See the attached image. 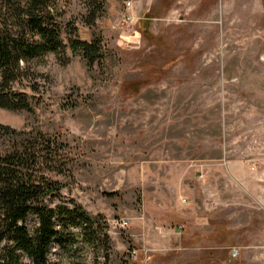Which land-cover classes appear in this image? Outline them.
Segmentation results:
<instances>
[{"label": "rangeland", "instance_id": "1", "mask_svg": "<svg viewBox=\"0 0 264 264\" xmlns=\"http://www.w3.org/2000/svg\"><path fill=\"white\" fill-rule=\"evenodd\" d=\"M89 1L55 4L63 41L95 32L101 61L47 53L39 90L16 85L35 112L0 107V123L58 138L51 204L73 199L109 235L55 240L47 264H264V0H106L93 26Z\"/></svg>", "mask_w": 264, "mask_h": 264}, {"label": "trees", "instance_id": "2", "mask_svg": "<svg viewBox=\"0 0 264 264\" xmlns=\"http://www.w3.org/2000/svg\"><path fill=\"white\" fill-rule=\"evenodd\" d=\"M55 2L0 0V107L35 112V96L16 85L39 90L37 78L42 73L32 62L47 53L68 64L69 46L84 58L89 70L103 58L101 37L95 32L90 40L70 32L68 43L63 41L65 28ZM105 2L89 1L83 17L86 25L93 26L104 15ZM58 145L57 137H48L41 130L0 123V264H26L23 256L32 264H47L55 240L66 249L77 235L93 249L101 245L109 248L100 215L87 212L73 199L64 202L59 198L51 204L63 185L52 175L67 165ZM30 218H34L33 224ZM103 257L108 259L109 253Z\"/></svg>", "mask_w": 264, "mask_h": 264}, {"label": "built area", "instance_id": "3", "mask_svg": "<svg viewBox=\"0 0 264 264\" xmlns=\"http://www.w3.org/2000/svg\"><path fill=\"white\" fill-rule=\"evenodd\" d=\"M128 4H129V2H128ZM127 16L129 17V15H127ZM238 252H239V250L233 249L231 252L232 257H236L238 255Z\"/></svg>", "mask_w": 264, "mask_h": 264}]
</instances>
